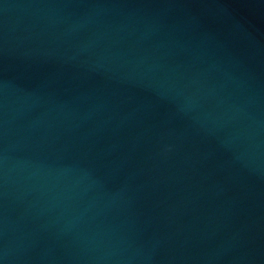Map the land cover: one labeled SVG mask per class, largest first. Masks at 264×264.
Returning <instances> with one entry per match:
<instances>
[{
	"label": "water",
	"instance_id": "95a60500",
	"mask_svg": "<svg viewBox=\"0 0 264 264\" xmlns=\"http://www.w3.org/2000/svg\"><path fill=\"white\" fill-rule=\"evenodd\" d=\"M0 264H264V0H0Z\"/></svg>",
	"mask_w": 264,
	"mask_h": 264
}]
</instances>
